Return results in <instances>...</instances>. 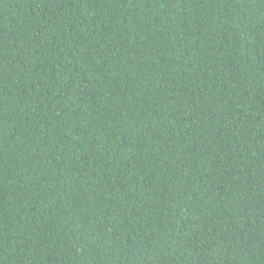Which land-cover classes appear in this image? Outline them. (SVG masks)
<instances>
[{
	"label": "trees",
	"instance_id": "trees-1",
	"mask_svg": "<svg viewBox=\"0 0 264 264\" xmlns=\"http://www.w3.org/2000/svg\"><path fill=\"white\" fill-rule=\"evenodd\" d=\"M0 264H264V0H0Z\"/></svg>",
	"mask_w": 264,
	"mask_h": 264
}]
</instances>
